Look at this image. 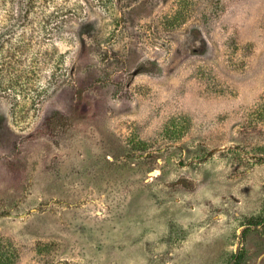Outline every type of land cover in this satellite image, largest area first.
<instances>
[{
  "label": "rangeland",
  "instance_id": "1",
  "mask_svg": "<svg viewBox=\"0 0 264 264\" xmlns=\"http://www.w3.org/2000/svg\"><path fill=\"white\" fill-rule=\"evenodd\" d=\"M0 264H264V0H0Z\"/></svg>",
  "mask_w": 264,
  "mask_h": 264
}]
</instances>
